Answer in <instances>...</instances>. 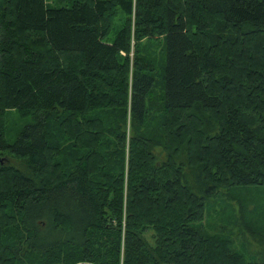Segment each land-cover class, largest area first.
Masks as SVG:
<instances>
[{
	"label": "trees",
	"instance_id": "1",
	"mask_svg": "<svg viewBox=\"0 0 264 264\" xmlns=\"http://www.w3.org/2000/svg\"><path fill=\"white\" fill-rule=\"evenodd\" d=\"M50 1L0 0V264H264L206 221L264 187V0Z\"/></svg>",
	"mask_w": 264,
	"mask_h": 264
},
{
	"label": "rangeland",
	"instance_id": "2",
	"mask_svg": "<svg viewBox=\"0 0 264 264\" xmlns=\"http://www.w3.org/2000/svg\"><path fill=\"white\" fill-rule=\"evenodd\" d=\"M49 4L57 6L61 5L58 0H51ZM236 46V45H235ZM234 46V47H235ZM232 47V48H234ZM161 96H160V89L159 92L157 89L154 90L153 95H151L149 101H151V108L154 114L155 110L158 108L160 104ZM154 122L155 118H152L149 123V131L151 132V135H154ZM6 124V134L10 141H14L17 139L20 131V123L17 118L14 116H8V119L5 120ZM134 129L132 125L128 127L127 135H129V138L132 136L131 131ZM135 131V129H134ZM146 133V129H141L140 131L136 132L134 137ZM129 146V141L127 143V148ZM159 148L157 147V151ZM128 151V149H127ZM60 159V158H59ZM12 165L15 166L18 169H21V171H25L24 166L22 165V162L19 160H12ZM73 163L70 164L72 166ZM24 172V173H25ZM243 192V191H242ZM240 195V201L235 202V194L232 195H226L223 198L219 199V202L217 204H209L208 205V211L206 212V221H207V228H209L207 231L211 232L212 234H218L217 238H221V236L227 238L229 241L233 242V247L239 254L243 255L245 257V260L248 262L255 261V255H257V259L259 260V253L261 252V248L257 245L258 243L256 241H260V235L264 236V187L254 186L250 187L248 191L242 196ZM244 203L243 206H241V203ZM36 210L31 208L28 212V220L32 223V221L38 220V222L43 223L44 228H41L40 231H38V235L40 237H49L52 233V226L51 224L48 225L45 217L48 213H46V210L38 209V211L43 212L42 217L36 218ZM240 210H242L244 213H241ZM45 216V217H44ZM246 218L248 223L253 224L258 236L256 238H253L252 235L248 231H244L243 229H240L238 227V222L242 226L243 219ZM238 221V222H237ZM18 226V224H17ZM243 233V234H242ZM22 238L20 234V229L15 231V236L13 239H10L8 237L5 239L7 240L8 244H4V247L2 249H8L15 245L17 241H19ZM11 245V247L9 246ZM19 247V245H18ZM1 249V250H2ZM17 249V248H13ZM20 249V248H19ZM233 249V248H232ZM32 259L33 261H40V257L37 255L35 256H27L26 259ZM257 260V261H258Z\"/></svg>",
	"mask_w": 264,
	"mask_h": 264
},
{
	"label": "built area",
	"instance_id": "3",
	"mask_svg": "<svg viewBox=\"0 0 264 264\" xmlns=\"http://www.w3.org/2000/svg\"><path fill=\"white\" fill-rule=\"evenodd\" d=\"M120 264H125L123 256L121 257Z\"/></svg>",
	"mask_w": 264,
	"mask_h": 264
}]
</instances>
